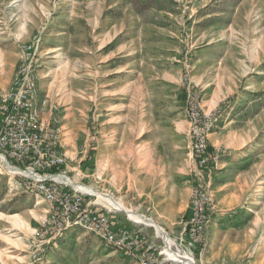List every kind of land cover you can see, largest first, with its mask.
<instances>
[{
	"label": "rangeland",
	"instance_id": "374dc122",
	"mask_svg": "<svg viewBox=\"0 0 264 264\" xmlns=\"http://www.w3.org/2000/svg\"><path fill=\"white\" fill-rule=\"evenodd\" d=\"M35 38L69 187L120 198L162 232L83 191L134 249L85 227L51 232L48 201L0 167V264H264V0H0L5 88ZM193 105L214 123L212 175L193 156ZM191 187L210 201L198 242Z\"/></svg>",
	"mask_w": 264,
	"mask_h": 264
},
{
	"label": "built area",
	"instance_id": "2783aa9c",
	"mask_svg": "<svg viewBox=\"0 0 264 264\" xmlns=\"http://www.w3.org/2000/svg\"><path fill=\"white\" fill-rule=\"evenodd\" d=\"M39 43L35 38L20 46L19 63L10 85L5 88L0 83V167L14 178L23 177L48 201L49 231L57 233L72 226L85 227L118 248L132 250L133 234L126 229H114L108 210L86 203L82 191L69 187L62 118L57 106L48 104L39 81ZM189 113L197 167L201 173L212 175L211 165L218 163V155L210 150L214 123L210 115H203L195 105ZM209 206L207 190L194 188L193 216L188 223L193 241L200 240L201 232L210 221Z\"/></svg>",
	"mask_w": 264,
	"mask_h": 264
},
{
	"label": "bare ground",
	"instance_id": "6f19581e",
	"mask_svg": "<svg viewBox=\"0 0 264 264\" xmlns=\"http://www.w3.org/2000/svg\"><path fill=\"white\" fill-rule=\"evenodd\" d=\"M118 108H120V107H118ZM75 186L80 191H83V192H86V193H90L92 195L97 196L99 198V200L97 202H100V203L104 204L106 207L114 209V210H118V211L122 210V211L126 212L127 215L131 219L135 220L136 222L144 223V224H147V225H152V226L156 227V229L159 231V233L162 232L161 227H160V225L158 223L151 221L150 218H146L144 215L138 214V213H136L135 211H133V210H131L129 208H128L129 209L128 210L126 207H124L126 205L123 203V201H121V200L117 201L111 195L104 194V193H102L100 191H97L96 189H94L92 187H88V186H85L83 184H75ZM169 241L168 242L172 245L171 240H169ZM166 247H167V245H166ZM165 253H167L170 257H172L175 260H180V256L177 254L178 252L175 251L173 249V247H171L170 245H168V248L166 249Z\"/></svg>",
	"mask_w": 264,
	"mask_h": 264
},
{
	"label": "crops",
	"instance_id": "0c3cea01",
	"mask_svg": "<svg viewBox=\"0 0 264 264\" xmlns=\"http://www.w3.org/2000/svg\"><path fill=\"white\" fill-rule=\"evenodd\" d=\"M13 73H14V71H13ZM12 76H13V74L11 75V77L9 78V80L6 82V87H8L9 85H10V83H11V80H12ZM65 125H64V123H63V127H64ZM69 138H66V137H64L63 138V142H64V145H65V150H66V144H68V145H70V141L68 140ZM14 182V181H13ZM15 183V182H14ZM21 184V183H20ZM21 185H23V184H21ZM16 188H18V189H20V187L18 186V184H17V187ZM24 191H25V189H24ZM192 192H193V188L191 187V190H190V197H189V201L191 200V196H192ZM117 200H122V199H118L117 198ZM124 203V202H123ZM48 211H50V205H49V208H48V210H47V212ZM49 217V216H48Z\"/></svg>",
	"mask_w": 264,
	"mask_h": 264
}]
</instances>
